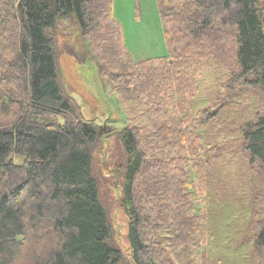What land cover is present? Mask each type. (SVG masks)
I'll list each match as a JSON object with an SVG mask.
<instances>
[{"label":"trees","instance_id":"1","mask_svg":"<svg viewBox=\"0 0 264 264\" xmlns=\"http://www.w3.org/2000/svg\"><path fill=\"white\" fill-rule=\"evenodd\" d=\"M112 3L0 0V264H208L207 173L223 157L208 139L228 137L248 172L264 168V0H157L167 55L117 75L154 123L115 135L124 258L93 174L99 127L58 84L54 37L71 20L92 51L112 39L128 56ZM209 64L224 82L194 114ZM250 193L241 235L263 255L264 188Z\"/></svg>","mask_w":264,"mask_h":264},{"label":"rangeland","instance_id":"2","mask_svg":"<svg viewBox=\"0 0 264 264\" xmlns=\"http://www.w3.org/2000/svg\"><path fill=\"white\" fill-rule=\"evenodd\" d=\"M261 9L264 11V3ZM112 19L120 28L121 42L129 57L118 56L112 39L101 43L98 51H92L71 20L60 21L54 37L58 84L74 100L83 120L99 127L100 138L92 155L98 199L111 224L113 246L126 258L127 219L119 200L124 156L115 135L126 126L149 133L154 123L147 118L126 81H118L117 75L130 72L140 61L165 57L167 50L157 0H113ZM223 82V72L209 64L198 83L194 114L214 103V95ZM208 140L212 145L223 146V157L207 173L202 211L209 231L208 264L264 263V254H258L251 238L241 235L248 221L250 192L254 186L264 188V168L248 172L231 153L228 137Z\"/></svg>","mask_w":264,"mask_h":264}]
</instances>
